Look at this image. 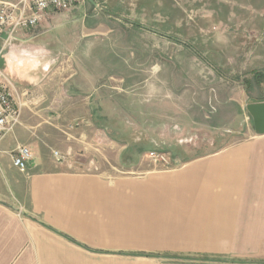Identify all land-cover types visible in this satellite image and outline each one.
Instances as JSON below:
<instances>
[{
	"label": "rangeland",
	"instance_id": "rangeland-1",
	"mask_svg": "<svg viewBox=\"0 0 264 264\" xmlns=\"http://www.w3.org/2000/svg\"><path fill=\"white\" fill-rule=\"evenodd\" d=\"M78 2L53 13L93 27L84 41L93 42L98 57L76 65L44 57L47 68L62 64L85 81L81 95L92 131L83 158L98 163L72 171L123 190L118 185L125 180L179 168L193 155L255 133L246 105L264 99V0H144L143 9L135 0ZM53 24L44 14L28 33L42 38ZM110 198L94 196L82 210L84 244L109 251L74 250L84 264H156L136 253L160 250L150 231L161 226L134 199Z\"/></svg>",
	"mask_w": 264,
	"mask_h": 264
},
{
	"label": "crops",
	"instance_id": "crops-1",
	"mask_svg": "<svg viewBox=\"0 0 264 264\" xmlns=\"http://www.w3.org/2000/svg\"><path fill=\"white\" fill-rule=\"evenodd\" d=\"M135 2L143 9L144 0ZM53 12L42 38L30 29L18 32L0 61L21 104L19 125L0 141V264H84L75 248L107 253L84 244L82 210L94 196L117 195L134 199L161 226L150 231L160 250L137 257L156 264H264V133L193 155L179 168L125 180L118 185L123 190L72 171L98 163L83 158L92 131L81 95L85 81L62 64L47 68L44 57L76 65L98 56L93 42L84 41L93 27ZM18 144L32 153L25 172L9 155ZM53 150L66 159L57 161Z\"/></svg>",
	"mask_w": 264,
	"mask_h": 264
},
{
	"label": "built area",
	"instance_id": "built-area-1",
	"mask_svg": "<svg viewBox=\"0 0 264 264\" xmlns=\"http://www.w3.org/2000/svg\"><path fill=\"white\" fill-rule=\"evenodd\" d=\"M78 1L0 0V55L19 30L35 27L49 10H68ZM15 93L14 85L0 68V139L19 123L21 104L16 100ZM52 154L59 162L65 160L64 155L56 150ZM30 159L31 153L27 146L18 145L11 152L12 164L21 172L26 171Z\"/></svg>",
	"mask_w": 264,
	"mask_h": 264
},
{
	"label": "water",
	"instance_id": "water-1",
	"mask_svg": "<svg viewBox=\"0 0 264 264\" xmlns=\"http://www.w3.org/2000/svg\"><path fill=\"white\" fill-rule=\"evenodd\" d=\"M247 117L252 121L256 134L264 133V100L246 105Z\"/></svg>",
	"mask_w": 264,
	"mask_h": 264
},
{
	"label": "trees",
	"instance_id": "trees-1",
	"mask_svg": "<svg viewBox=\"0 0 264 264\" xmlns=\"http://www.w3.org/2000/svg\"><path fill=\"white\" fill-rule=\"evenodd\" d=\"M138 254H139V255H145V254H143V253H136V255H138Z\"/></svg>",
	"mask_w": 264,
	"mask_h": 264
}]
</instances>
